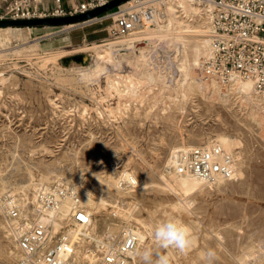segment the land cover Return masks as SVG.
Wrapping results in <instances>:
<instances>
[{
    "label": "rangeland",
    "instance_id": "rangeland-1",
    "mask_svg": "<svg viewBox=\"0 0 264 264\" xmlns=\"http://www.w3.org/2000/svg\"><path fill=\"white\" fill-rule=\"evenodd\" d=\"M7 1L9 2L10 0H0V11L4 8ZM161 12L163 17L164 12L162 10ZM105 17H101L98 21L92 20L82 25L77 24L79 27L74 25L67 27L0 28L1 33L10 32L11 34L6 42L0 44V163H4L0 165V171H2L0 173V193L2 192L0 194V215L2 214L0 216V245L2 246L0 247V264H20V258L16 257L17 260L16 258L10 260L6 252L8 244L13 251L17 252L16 248L10 244L11 242L16 243V241L12 235L10 236L11 233L8 231L7 213H5L6 199L13 195L12 192H15L14 187L18 185L26 186V193L28 192L30 196L34 192L33 186L38 187L37 184L44 180L49 170L57 169L58 171L60 169L61 179L49 176L48 180L50 182L45 180V183L47 186L53 183L50 186V188L52 187L51 191L61 194L67 191L66 187L74 185L75 175L78 174L76 171L81 169L79 171L83 175V177L81 175V178L83 180L89 179L88 182L92 180L90 184L95 187V194L99 195V185L96 183L106 178L111 171L117 173L123 169V166L131 164L130 166L137 172L140 180L153 186L134 193L133 198L124 197L128 198L127 200L125 199V202L136 203L135 201H139V203L144 205H154L156 202V204L162 203L167 197L155 187H157L156 184L160 183L159 173L165 167L170 148L178 144L182 138L197 140L198 138H203L206 133L221 130L239 133L242 137L244 155L245 157L247 156L248 161L246 179L228 184L224 192L214 191L212 193H204L199 197L198 201H196L198 203H195V211L198 213L200 220H202L200 229L195 231L197 243L187 253L188 256L186 255V258L179 264H194V262L195 264H207L204 253L208 249H214L213 251L215 252L214 260L217 261L213 260L212 264L214 262L215 264H239L235 256L240 253L242 248L247 246L251 240H256L260 237L264 238V138L260 136L258 129L246 120V107L241 103L240 97L236 93L232 92L229 96L230 101L225 106L219 103L210 104L198 92H187L186 90L185 92L183 88L181 89L184 83V75L181 72L182 69H180V61L178 59L181 48L178 44H171L169 40V44L166 41L157 43L152 49L151 56H148L150 60L147 66L153 69L156 68L154 71L161 76V82L145 85L143 89L138 87L140 89L138 91L141 92L142 90L144 96L134 98L135 95H132L126 88L124 78L126 77L127 79L128 75H133V72H135L133 58L139 52L137 49H130L129 47L127 49L126 45L116 46V49L114 48L111 52L107 50L108 53L104 52V49L108 47L107 44L125 40L124 37L119 39L110 37L109 30L113 22L110 19H105ZM0 20L12 19L0 18ZM6 28L10 29L6 31ZM145 42L148 47L153 46L152 40ZM203 59L204 57L200 61ZM93 63L94 65H92ZM81 68H91V70L96 68V73L94 77L83 79ZM76 72L77 74H75ZM195 76L199 82L201 81L200 83L205 82L202 80L199 65L195 68ZM117 80H119L118 84L116 83ZM113 85H116V87ZM173 89L174 91H172ZM148 90L151 92L149 93ZM182 91L186 93V96ZM140 97H143V100ZM154 98L155 100L153 101ZM171 98L175 100L174 103ZM150 102L154 103L151 104ZM155 102L157 103L155 104ZM163 102L166 104L164 105ZM164 111L167 112L165 113ZM158 141L163 145L161 146ZM30 147L32 148L30 149ZM82 147L83 149H81ZM195 147H204L203 141H198V146ZM11 149L14 150V153L10 151ZM16 149L17 151H15ZM71 152L78 153L72 154ZM14 162L16 163L14 164ZM20 162L22 163L20 164ZM27 166H29L28 169L26 168ZM44 167L48 170L46 171ZM110 168L112 169L110 170ZM16 169L19 170L16 171ZM5 172L6 174L4 175ZM39 175L43 177L41 180ZM27 176L28 179L30 177V181H27ZM2 183H5V187ZM27 184L29 185L27 186ZM6 194L9 195L7 196ZM227 195L229 198H227ZM110 197L111 195L108 194V201L111 200ZM225 199L226 201H224ZM140 200L143 202H140ZM260 200L262 201L260 202ZM206 212L207 214H204ZM103 213L105 215L110 214L109 211H103ZM209 214L212 216L210 217ZM184 220L187 223L191 222L188 217H185ZM213 224L215 225L214 228L211 227ZM208 227L211 228L209 229ZM64 228H61L55 235L63 233L65 231ZM216 230L220 231L221 234L223 233V241L216 239ZM225 233L232 237L228 236L227 238ZM209 236L210 238L212 236V238L208 241L210 239ZM207 242L208 246H206ZM201 243H203V246ZM220 243L223 244V247ZM155 246L156 244L152 247L153 262L157 255L167 254V250L160 249L157 246L155 248ZM200 252L202 253L201 255H199ZM168 258L169 264H176L175 260L173 261L171 257ZM263 261L264 259L256 263L253 261L251 264H264ZM138 264L143 263L139 261Z\"/></svg>",
    "mask_w": 264,
    "mask_h": 264
},
{
    "label": "bare ground",
    "instance_id": "bare-ground-1",
    "mask_svg": "<svg viewBox=\"0 0 264 264\" xmlns=\"http://www.w3.org/2000/svg\"><path fill=\"white\" fill-rule=\"evenodd\" d=\"M153 2H154V4L158 8H160V10H162L164 12L163 13L164 14L163 17L162 16H159V17L157 16L154 21L147 22L143 26L139 27L138 29L130 32L127 36L124 37L125 40H123L121 42H112V43H109V44H107L108 47L106 49H104V52H107L108 53L107 50H109L111 52L116 46H124V45H126L127 46V49L129 47L130 49H137L138 50V52H139L138 55L133 58L134 59L133 64H135V72H133V75H128L127 79H126V77L124 78V81L126 83V88L128 89V91L131 92L132 95H135L134 98H137L138 96H144V92H142V90H141V92H139L140 89L138 87H142V89H143V87L145 85H149V84L152 85L153 83L155 84L158 81L161 82V79H162L161 76H159L157 74V72L154 71L156 68L153 69V68H149L147 66V63L150 60V58L148 56H151V53L153 52L152 49H153V47H155V45L157 43H162L164 41H166V43H167L168 40H169V41H171V44H174V45L178 44L180 46V48H181L179 50L180 51V57L178 58L179 61H180V69H182L181 72H183V75H184V83L181 82V83H183L182 86H181V89L183 88V91L186 90L187 92H195L196 91L199 94H201V96L206 101H208L210 104L219 103V104H223L225 106L228 105V103L230 101V97L229 96L232 94V92L233 93H236L237 95H239L240 100H241V103L246 107V110H245L246 111V113H245L246 120L248 122H250L254 127H256L258 129V131H259L260 136L264 138V98L263 97H260L259 95H257V93L255 92L254 87H253V85H252V83L250 81L240 80V81H237L235 84H233L230 87H223L222 85H220L218 82H216L214 80L209 81V82H202V83H200L201 81L199 82L198 79L195 76V68H197V66L200 64V62H201L200 59L202 57H206L209 54V52H210V35H211V26H210V24H211V21H210L209 15L206 12V9L204 7H202V6L194 3L192 0H153ZM126 6L129 7V4H127ZM94 20H100V18H97V19H94ZM8 29H10V28H6V31ZM12 35H13V33H12ZM10 36H11L10 32H4V33H1L0 32V44H3L4 42H6L10 38ZM148 40H152V44H153L152 47H148L147 46V43L145 41H148ZM168 44H169V42H168ZM123 48H125V47H123ZM99 55H100V52H99ZM127 59H129V58H127ZM176 64H177V60H176ZM92 65H94V63ZM79 67H80V65H79ZM82 68H81L80 71L82 73L83 79L89 78L91 76L94 77V75L96 73V71H95L96 68H94L92 70H91V68H86V69H82ZM75 74H77V72ZM78 77H79V75H78ZM118 81L119 80H117L116 83ZM111 82H113V81L111 80ZM151 85H150V88H151ZM164 85H165V83H164ZM175 85H176V83H175ZM113 86L116 87V85H113ZM159 88H160V86H159ZM138 89H139V91H138ZM149 90H148V92L150 93L151 91H149ZM115 91H116V88H115ZM172 91H174V89ZM122 92H124V91H122ZM169 92L171 93V91H169ZM176 92H178V90H176ZM118 94H120V93H118ZM174 94H176V93H174ZM183 94H185V96H186V93L183 92ZM145 95H146V93H145ZM131 97H133V96H131ZM127 98H129V97H127ZM134 98H133V100H135ZM175 98H176V96H175ZM183 98H184V95H183ZM186 98H188V97H186ZM147 100H149V99H147ZM154 100H155V98L153 99V101ZM159 100H160V98H159ZM188 100H189V98H188ZM174 101L175 100H173V103H174ZM157 102H159V101H157ZM157 102H155V104ZM132 103L134 104V102H132ZM141 103H138V104H141ZM152 103H154V102H152ZM163 103H164V105L166 104L165 102H163ZM209 106H211V105H209ZM124 112H125V110H124ZM183 118H184V116H183ZM219 119H220V117H219ZM222 126H223V124H222ZM87 139H89V138H87ZM198 141H203V146L206 147L207 149H212L213 147H220V148L223 149L224 154L227 155L230 158V160H231V164L230 165H231V170L232 171H231V174L229 175V177H226L225 178L223 176L218 175V176L215 177V179L213 181H210L209 182V181L200 180V179L195 178V177H192L190 175H182V174H179L178 173V171L176 170V160L174 158L175 154H177V152H187V151L193 149L195 146H198ZM162 142H163V139H162ZM18 144H20V143H18ZM85 144H87V143H85ZM21 145H23V144H21ZM25 145H27V144H25ZM160 145H161V143H160ZM96 146H99V145H96ZM70 147H71V145H70ZM26 148H28V147H26ZM31 148L32 147H30V149ZM12 149L10 151H13V153H14V150H12ZM17 149H19V148H17ZM17 149L15 151H17ZM30 149H28V150L30 151ZM81 149H83V147ZM28 150H27V152H28ZM37 150H39V149H37ZM102 150H104V149H102ZM81 151H84V150H81ZM24 153H25V151H24ZM73 153H75V152H73ZM77 153H75V154H77ZM49 154H50V152H49ZM112 154H113V152H112ZM57 155H59V154H57ZM86 155H87V153H86ZM63 156H65V155H63ZM66 156H68V155H66ZM75 156L76 157H79L77 155H75ZM22 157H23V155H22ZM30 157H32V156H30ZM60 157H61V155H60ZM246 157L244 155V141H243V139H242V137L240 136L239 133H232V132H229V131H222V130L221 131H214V132H210V133L204 134V137L203 138H198L197 140H190V139L188 140V139L182 138V139H180V141L178 142V144H176V145H174V146H172L170 148L169 156H168V158L166 160L165 167L159 173V179H160L159 181H160V183L156 184L157 187H155V189L158 188L167 197L165 199V201L162 202V203L156 204L157 203L156 202L154 205H144V204L139 203V201L138 202L135 201L136 203H133V202H131V203L125 202V199L126 198H124V197L129 196V197H132L133 198V194L134 193L139 192V191H143L147 187H151L152 188V186H153L152 184H149V183H143L140 180V178L138 177V174L134 170V168L130 166L131 164L130 165L127 164V165L123 166V169H121L117 173H115L113 171H111L110 173L108 172L109 175H107L106 178H103V179L100 180L99 183H96V184L99 185V187H98V189H99V195H96L95 194V187H93L90 184V182L92 180L90 182H88L89 179L88 180L87 179L83 180L81 178V175L82 174H81V172H79L81 169H79V171H76V173L78 172V174L75 175L76 177L74 176L75 177L74 178V185H72V187L71 186L68 187V188L66 187L67 191L63 192L62 195L59 192L51 191L52 187L50 188V186L53 183H51L50 186H47L46 183H45V180H48V178H50L51 176H53L55 178H60L61 179L62 178V174L59 173L60 169L58 171H57V169H55V170L54 169L53 170H49V173H46V176H45L44 180H41V178H43V177L41 175H39V176H41V177H39L40 180H41V182L40 183L38 182L39 183V184H37L38 187L33 186L34 192L30 196L28 195V192L26 193V191H27V187L26 186H24V185L23 186H19L18 185L16 187H14L15 188V192H12V194H13L11 196L12 200L6 203V209L7 210H10V209H12L14 207V204H16L20 208V210L25 209V210L29 211L30 213H33L34 215L35 214H37V216L39 215L41 218L44 219V222H49L50 221V223L52 225L51 226V232L53 234H56L61 228L65 227L64 228L65 229V232H67V234L69 235V238L68 239H70V241L73 244L76 243V241H78V243L76 244V246H72V249H74L73 250V255L75 256V260L78 263L79 262H82V261L89 260V255L87 253L86 243H85V241L83 239L82 240L79 239V234L80 233L88 232L89 234L98 235L100 237H103L104 236V237H108L110 239H115V240L117 239L118 241H121L125 237V233H126L127 228H129L131 226H135L138 229H140V232L139 233H140L141 243L139 245V248L137 250L136 255L134 256V258L132 259V261H131L130 264H138L139 261L143 263V261L141 259V256H140V253H142L145 250H149L152 253V247L156 244V242H155V240L153 238V230H154L155 224L157 222H159L160 220H174L177 223L181 224L182 226H185L189 230V235H190L191 240H192V245H191V248L188 250V252L192 248H194L196 246V243H197L196 240L197 239H196V232L195 231H197L198 229H200V227H201L200 226V222L202 220V219L200 220V218L198 217L199 216L198 213L195 211L196 210L195 209V203H196V201H198L199 197L202 194H204V193H212L214 191L215 192L217 191L219 193L220 192H224V191H226V186L228 184H233L234 182H237V181H244L246 179V165L248 163ZM11 158H12V156H11ZM69 158H70V156H69ZM62 160H64V159H62ZM75 160L77 161V159H75ZM90 160H91V158H90ZM103 160H105V159H103ZM12 161H14V160H12ZM65 162H66V160H65ZM15 163L16 162H14V164ZM21 163L22 162H20V164ZM2 164H4V163H2ZM2 164L0 163V165H2ZM14 164H12V165H14ZM55 164H52V165H55ZM49 165H48V167H49ZM58 166H59V164H58ZM8 167H9V165H8ZM28 167L29 166H27L26 168L28 169ZM23 169H24V167H23ZM111 169L112 168H110V170ZM17 170H19V169H16V171ZM36 170H37V168H36ZM47 170L48 169H46V171ZM1 172L2 171H0V173ZM28 172H31V171H28ZM5 174H6V172L4 173V175ZM44 175H45V173H44ZM34 177H35V175H34ZM82 177H83V175H82ZM10 178H11V176H10ZM27 179H28V176H27ZM29 179H30V177H29ZM29 179L27 181H30ZM63 181H64V179H63ZM7 182H8V180H7ZM34 182H35V180H34ZM48 182H50V181L48 180ZM59 182H60V180H59ZM32 183H33V181H32ZM2 184L5 187V183H2ZM28 185L29 184H27V186ZM55 188H57V187H55ZM242 191H243V188H242ZM157 193H158V191H157ZM0 194H2V192ZM108 194L111 195V197H110L111 200L110 201L107 200ZM261 194H263V193L261 192ZM224 195H226V194L224 193ZM229 195H231V194H229ZM205 196H208V195H205ZM47 198L48 199H53L55 201V206L50 207V208L44 206L45 200ZM227 198H229V196ZM238 198H239V196H238ZM205 200H206V198H205ZM141 201L142 200H140V202ZM224 201H226V199ZM261 201L262 200H260V202ZM199 208H200V206H199ZM207 209H209V208H207ZM79 210L84 211L85 213H87L90 216V223L88 225H86V226H80V225H77L73 221L72 214L75 213V212H77V211H79ZM3 211H4V208H3ZM103 211H106V212L109 211L110 214L109 215H105L103 213ZM207 212L204 213V214H207ZM210 212H211V210H210ZM211 216L212 215H210V217ZM185 217L190 218V221L191 222L190 223L185 222V220H184ZM204 217H203V219H204ZM205 218H207V217H205ZM3 220H4V218H3ZM206 223H208V222H206ZM214 226L215 225L213 224V226H211V227L214 228ZM233 226L235 227V225H233ZM243 226H241V227H243ZM252 232H253V230H252ZM231 233H232V231H231ZM225 234H224V236H225ZM227 234H228V232H227ZM222 235H223V233L221 234L220 231H217V233H216V236H217L216 239L218 238L220 241H223L224 238H223ZM10 236H11V234H10ZM228 236H231V235H227L226 237L228 238ZM209 238H210V236H209ZM211 238H212V236H211ZM211 238L208 239V241L211 240ZM198 240H200V239H198ZM9 243H10V241H9ZM10 244H12V246H14L16 248V251L17 252L13 251L12 248L10 247V245L8 244L7 245V250L4 249L7 252V257L10 260L15 259L16 257L17 258H21L22 253L19 250V247H18L17 243L11 242ZM202 244L203 243H201V245ZM206 244H207L206 246H208V242ZM220 244L223 247V244L222 243H220ZM237 244H238V242H237ZM239 245H240V243H239ZM0 247H2V246L0 245ZM211 247L213 248V246H211ZM218 247H219V245H218ZM155 248H156V246H155ZM162 251H160V252H162ZM218 251H219V248H218ZM216 252H217V249H216ZM0 253H1V251H0ZM201 254L202 253L200 252L199 255H201ZM166 255L168 257H171L173 259V261L175 260L176 264H179L180 262H182L186 258V255L187 254H180L175 249H167V254ZM220 256H222V254H220ZM17 258H16V260H17ZM224 258L226 259V257H224ZM235 259L237 260V262L239 264H251V263H253V261L256 263V262H258L260 260H263L264 259V238H261L260 237V238H258L256 240L255 239L254 240H251V242L248 243L247 246L243 247L242 250L240 251V253H238L235 256ZM220 260H222V259H220ZM220 260H218V261H220ZM231 260H232V258H231ZM214 261H217V260H214ZM194 264H195V262H194ZM214 264H215V262H214Z\"/></svg>",
    "mask_w": 264,
    "mask_h": 264
},
{
    "label": "built area",
    "instance_id": "built-area-1",
    "mask_svg": "<svg viewBox=\"0 0 264 264\" xmlns=\"http://www.w3.org/2000/svg\"><path fill=\"white\" fill-rule=\"evenodd\" d=\"M110 1L10 0L0 11V18L29 20L74 16ZM192 1L206 9L211 21L210 52L199 64L202 80H214L223 87L240 80L250 81L257 95L264 98V0ZM161 13L153 0H130L97 18L106 16L105 19L112 20L109 35L119 39L154 21ZM174 158L179 174L203 181H213L218 175L229 177L232 171L231 160L220 147H194L187 152H177ZM11 200L9 197L6 203ZM44 206L53 207L55 201L47 198ZM6 213L9 233L22 253L20 264H130L141 243L140 231L135 227L127 228L121 241L83 232L79 239L86 243L89 260L78 263L72 249L78 241L73 244L67 232L53 234L50 221L44 222L37 214L29 215V211L20 210L16 204L6 209ZM72 217L77 225L90 223V216L84 211L79 210Z\"/></svg>",
    "mask_w": 264,
    "mask_h": 264
},
{
    "label": "clouds",
    "instance_id": "clouds-1",
    "mask_svg": "<svg viewBox=\"0 0 264 264\" xmlns=\"http://www.w3.org/2000/svg\"><path fill=\"white\" fill-rule=\"evenodd\" d=\"M153 238L160 249H175L180 254H187L191 248L192 240L189 230L174 220H160L154 226ZM143 264H169L167 255H157L153 262L152 253L145 250L140 253ZM207 264H212L215 252L209 249L204 253Z\"/></svg>",
    "mask_w": 264,
    "mask_h": 264
},
{
    "label": "water",
    "instance_id": "water-1",
    "mask_svg": "<svg viewBox=\"0 0 264 264\" xmlns=\"http://www.w3.org/2000/svg\"><path fill=\"white\" fill-rule=\"evenodd\" d=\"M130 0H111L110 2L90 10L86 13L67 16V17H51L43 19H29V20H0V28L2 27H35V26H59L67 27L82 24L84 22L93 20L117 7L125 4Z\"/></svg>",
    "mask_w": 264,
    "mask_h": 264
},
{
    "label": "crops",
    "instance_id": "crops-1",
    "mask_svg": "<svg viewBox=\"0 0 264 264\" xmlns=\"http://www.w3.org/2000/svg\"><path fill=\"white\" fill-rule=\"evenodd\" d=\"M98 21V20H97ZM77 27H79L78 25H76Z\"/></svg>",
    "mask_w": 264,
    "mask_h": 264
}]
</instances>
